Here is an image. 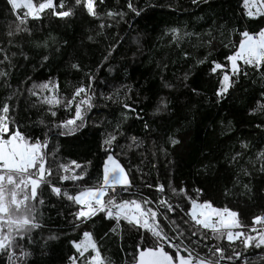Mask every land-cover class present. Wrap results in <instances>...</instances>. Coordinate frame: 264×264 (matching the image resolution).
Masks as SVG:
<instances>
[{
  "label": "trees",
  "instance_id": "obj_1",
  "mask_svg": "<svg viewBox=\"0 0 264 264\" xmlns=\"http://www.w3.org/2000/svg\"><path fill=\"white\" fill-rule=\"evenodd\" d=\"M132 3L142 9L139 16L129 11L127 0H105V5L101 6L105 10L111 8L126 13L118 23L116 19L105 17L104 22L112 25L105 29H100L101 21L87 16L82 8L76 9L74 17L66 19H57L46 13L42 22L30 21L31 36L20 33L13 38V45H9L6 32L13 21V14L8 10L6 0H0V47L7 49L12 64L11 67L7 62L0 64V70L8 73L7 77H0V103L16 93L12 101L18 105L16 119L32 138H43L47 133L49 159L55 158L62 163L76 160L87 168L84 181L61 183L54 165L52 183L63 191L75 194L83 187L97 184L105 158L101 148L104 134L120 123L125 135L119 137L121 147H116L113 154H118L116 158L128 171L133 184L132 193L156 199L159 194L155 188L145 185L163 184L171 202L181 203L184 212L188 211L191 205L182 194L177 192L174 195L170 191L168 185L171 183L177 190L185 188L192 198L200 202L210 200L215 207H228L239 212L243 222L250 224L253 215H264V201L242 195L240 183L250 181L255 192L261 183L260 173L255 171L252 177H245L241 168L251 169L249 161H253L256 168L261 163L256 160V155L264 149V127L256 125H264V115L259 112L250 114V110L257 107V101L264 102L261 97L264 80L259 74L250 72L247 78H241L230 89L226 98L217 103L215 91L222 73L217 70L213 74L210 69L213 60L227 64L225 57L234 50L219 43V31L215 29L220 26L235 29L230 39L233 45L238 46L239 32L257 30L258 22L244 15L243 0H211V6L203 3L192 5L191 0H132ZM65 4L66 7L72 6V0H65ZM19 13L22 16L24 11L19 10ZM210 26L217 37L210 55L208 47L193 48L195 36L186 38L180 47L171 40L172 28L181 32L205 33ZM120 38H123L121 46L113 57L104 60L109 45ZM44 41L47 47L36 46L37 42ZM184 53L189 54L188 58ZM45 55L48 56L47 61L42 59ZM205 56L208 61L197 65L196 60ZM72 63L79 64L80 71L72 69ZM186 73L187 80L184 79ZM86 74L96 77L92 82L95 107L88 116L87 127L59 135L58 132L64 130L53 125L72 118L74 108L61 105L53 109L57 115L52 117L45 111L48 106L39 104L27 89L33 84L51 81L58 84L57 94L61 99L70 98L76 86L87 84ZM166 83L172 87L165 88ZM160 97L169 102V111L154 115ZM33 102H36L35 106ZM124 103L132 105L143 119H137L136 113L124 109ZM125 114L128 116L126 120ZM145 122L148 129L144 128ZM173 134L183 141V147L178 150L166 145L168 135ZM132 136L143 142L139 148L127 147ZM242 141L248 144L246 150L240 147ZM165 147L166 154L160 150ZM241 151L243 156L239 166L230 163L229 157ZM196 188L203 191L197 194ZM63 191L59 197L48 188L42 192L44 204L38 206L42 228L33 234L38 244L30 246L37 249L32 259H42L49 264H69L68 256L75 254L70 241L82 239L81 230H73L70 223L73 220L71 213L77 206L63 196ZM139 195L124 193L123 198L136 199ZM184 212L177 209L179 215H168L186 229ZM104 223L105 227L101 228L97 217V223L88 224L85 229L95 232L102 255L112 264H135L136 245L152 246L150 236L144 240L141 233L129 230L127 226L100 239L108 231V222ZM165 231L170 236L175 234L169 227H165ZM50 234L58 235L59 239L47 241ZM207 243L216 242L209 240ZM220 243L224 245L227 241ZM236 243L238 245L239 241ZM41 248L46 255L40 256ZM206 250L205 247L199 249L201 253ZM245 255L264 264L260 259L264 248H249ZM3 260L6 258L0 257V261Z\"/></svg>",
  "mask_w": 264,
  "mask_h": 264
},
{
  "label": "snow or ice",
  "instance_id": "obj_2",
  "mask_svg": "<svg viewBox=\"0 0 264 264\" xmlns=\"http://www.w3.org/2000/svg\"><path fill=\"white\" fill-rule=\"evenodd\" d=\"M201 3L211 6V0H191L192 5L199 6ZM243 4L244 15L258 22L257 30L240 31L241 38L238 46H235L230 39L235 29L224 26L215 29L219 31V43L225 48L234 49L225 57L227 64L211 61V72L216 74L217 70H220L222 73L215 91L217 103L226 98L230 94V89L238 84L241 78H247L250 72L259 74L261 80H264V0H243ZM6 5L13 14V21L8 25L6 32L9 45H13V38L20 33L31 36L30 21L42 22L46 13L57 19H66L74 17L76 9L82 8L87 16L101 21L100 29L112 27L110 23L104 22L105 17L108 20L116 19L118 23L126 15L124 11L102 8L105 0H72V6L69 7H66L65 0H6ZM127 8L136 16H139L142 11L134 6L132 0H127ZM20 9L25 10L22 16L19 13ZM170 35L176 47H180L181 42L186 38L195 36L193 48L208 47L209 55L214 47L213 41L217 40L211 26L205 33L181 32L180 29L172 28ZM89 39L91 40L92 37L90 36ZM122 39H117L115 43L109 45L104 60L107 61L113 57L118 46H121ZM36 46L47 47V42H37ZM0 54H3L0 64L7 62L11 67L7 49L0 47ZM12 55L15 56V53ZM184 55L185 58L189 56L188 53ZM24 58L27 59V56ZM42 59L47 61L48 56L45 55ZM207 61L208 57L205 56L196 60V64L202 65ZM70 66L80 71L79 64L72 63ZM86 75L87 84L81 83L76 86L70 98L61 99L57 94L58 84H53L51 81L33 84L27 89L29 95L36 97L39 104L48 106L45 111L52 117L57 115L53 109L61 105L65 108H74L72 118L53 125L57 129H66V131H59V135H68L87 127V112L95 107L92 82L96 77L94 74ZM7 76L6 71L0 70V77ZM187 78L186 73L184 79L187 80ZM164 87L171 88L172 85L166 83ZM15 96L16 93H12L3 103H0V257L6 258L0 261V264H49L42 259H32L37 249L30 247L38 244L33 234L35 230L42 228L40 222L42 214L38 207L44 204L42 192L48 188L57 197L62 194V188L53 184L51 180L54 165L61 183L84 181L87 168L76 160L70 163L57 162L55 158L50 160L49 153L46 151L49 145L47 133L43 138H32L22 130L21 122L16 119L18 105L12 103ZM261 97L264 99V92L261 93ZM35 104L36 102H33V106ZM123 108L136 113L137 119H143L132 105L124 103ZM168 111L169 102L165 97H160L154 115H163ZM257 112L264 115V102L257 101V107L250 110V114ZM124 118L125 120L128 118L127 114ZM40 123L44 124V121ZM256 126L264 127L262 124ZM148 127L149 125L145 122L144 128L148 129ZM124 135L120 123L104 134L101 148L105 152V158L100 166L101 174L95 186L83 187L75 194L63 191V196L77 206L71 213L73 220L70 223L73 230H81L82 236V239L70 241L75 254L68 256L69 264H112L109 258L102 255L95 232L85 229L88 224L95 225L97 217L101 222V228L105 227V221L108 222V231L104 232L100 239L108 236L109 232H115L118 228L123 229L125 226L129 230L134 229L141 233L144 240H147L149 236L152 238L150 247L136 245L138 254L134 256L135 264H223V262L247 264L248 257L245 253L249 248H264V215H253L251 223L246 224L239 212L228 207H215L210 200L200 202L192 198L185 188L181 187L177 190L171 183L168 185L170 191L174 195L179 192L191 205L188 211L184 212L181 203L171 202L163 184L145 185L148 188H155L156 193L159 194L156 199L132 193L133 184L128 171L116 158L118 154H113L116 147H121L119 137ZM129 140L130 143L127 145L129 148L133 146L139 148L143 143L136 136L129 137ZM166 145L178 150L183 147V141L174 134L168 135ZM167 147L160 150L166 154ZM240 147L246 150L248 144L242 141ZM242 156V151L235 152L229 157V161L239 166ZM256 160L261 162L259 168H256L253 161H249L252 165L251 169L241 168V173L245 177H252L255 171L260 173L261 183L255 192L250 186V181L240 183L237 180V182L243 189L242 195L257 197L264 201V149L258 151ZM87 163L91 164V161ZM207 169L206 165L205 170ZM194 191L199 194L203 190L196 188ZM124 193L139 195V198L125 199ZM177 209L189 218L183 220V224L187 225L186 229L181 228V225L168 215L169 213L179 215ZM113 221L115 224H112ZM165 227L171 228L175 235L170 236L165 231ZM58 239L59 236L56 234H50L47 237V241ZM209 240L216 243L209 245L207 243ZM225 240L227 244L221 245L220 242ZM237 241H239L238 245ZM201 247L207 248V254H201L199 251ZM44 255L46 251L41 248L40 256ZM260 259L264 260V255Z\"/></svg>",
  "mask_w": 264,
  "mask_h": 264
},
{
  "label": "rangeland",
  "instance_id": "obj_3",
  "mask_svg": "<svg viewBox=\"0 0 264 264\" xmlns=\"http://www.w3.org/2000/svg\"><path fill=\"white\" fill-rule=\"evenodd\" d=\"M20 10H23L25 11L24 9H20ZM93 110V108L87 112V117L89 116V114L91 113V111ZM64 131H66V129H63ZM78 189H81V188H78ZM189 210V209H188ZM186 219L185 220H188L189 218L188 217H185ZM178 223V222H177ZM182 228V227H181ZM211 234V233H210ZM175 235V234H173ZM168 251H171V249H168ZM201 254H207V250L205 253H201ZM223 264H228V262H223ZM247 264H259V262L257 263V261H254L253 259H248V262Z\"/></svg>",
  "mask_w": 264,
  "mask_h": 264
},
{
  "label": "built area",
  "instance_id": "obj_4",
  "mask_svg": "<svg viewBox=\"0 0 264 264\" xmlns=\"http://www.w3.org/2000/svg\"><path fill=\"white\" fill-rule=\"evenodd\" d=\"M185 217H187V216H185Z\"/></svg>",
  "mask_w": 264,
  "mask_h": 264
}]
</instances>
